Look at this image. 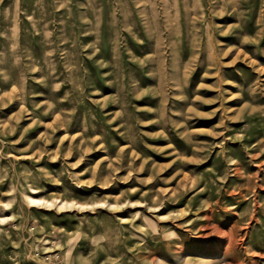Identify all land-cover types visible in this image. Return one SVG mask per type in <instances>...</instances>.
I'll return each mask as SVG.
<instances>
[{"label":"rangeland","instance_id":"374dc122","mask_svg":"<svg viewBox=\"0 0 264 264\" xmlns=\"http://www.w3.org/2000/svg\"><path fill=\"white\" fill-rule=\"evenodd\" d=\"M0 264H264V0H0Z\"/></svg>","mask_w":264,"mask_h":264},{"label":"bare ground","instance_id":"6f19581e","mask_svg":"<svg viewBox=\"0 0 264 264\" xmlns=\"http://www.w3.org/2000/svg\"><path fill=\"white\" fill-rule=\"evenodd\" d=\"M30 199V198H29ZM31 201H33L32 199H30Z\"/></svg>","mask_w":264,"mask_h":264}]
</instances>
